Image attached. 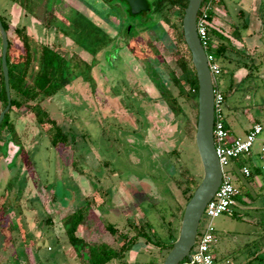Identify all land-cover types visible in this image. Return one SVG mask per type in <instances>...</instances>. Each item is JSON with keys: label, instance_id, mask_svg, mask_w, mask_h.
<instances>
[{"label": "rangeland", "instance_id": "rangeland-1", "mask_svg": "<svg viewBox=\"0 0 264 264\" xmlns=\"http://www.w3.org/2000/svg\"><path fill=\"white\" fill-rule=\"evenodd\" d=\"M46 1L36 2L30 12L13 5L12 0H0V14L10 24V37L14 38L16 26H25L38 41L68 57L75 53L92 63V68L86 72L85 66L75 65L78 76L71 83L40 99L74 136L65 146L56 149L51 145L49 133L32 111L15 108L11 113L17 141H9L5 154L0 155V203L6 213L0 217V225L4 223L0 241L10 231L14 242L9 250L14 254L13 261L4 264H81L63 225V218L80 207H91L78 231L87 240H104L120 248L125 241L122 233L136 237L124 256L107 264H162L171 241L178 237L185 205L204 174L195 139L196 104L180 95L170 75L181 76L175 51L186 47L178 42L176 29L160 18L152 27L141 23L133 27L136 18L114 11L104 0H49L47 5ZM248 1L252 0L215 4L212 23L232 36L242 20L239 9L246 12L243 19L252 21L255 10ZM74 21L77 25L73 28ZM85 28L93 33L86 44L96 47L95 54L75 42ZM232 40L231 48L237 51L229 48L233 61L225 60L224 65L259 62L260 56L252 54V48L245 51L240 40ZM15 43L20 45L18 40ZM103 44L107 45L101 47ZM261 57L264 60V55ZM248 73H252L250 69ZM262 73L259 78L250 75L240 84L235 81L233 94L248 99L249 105L244 107L264 123ZM87 75L92 80H87ZM229 75L225 69L219 76L221 90ZM166 89L182 105L183 113L170 109L162 95ZM247 119L241 115L233 121L235 135L243 133ZM8 134L5 129L1 138ZM22 146L34 162L31 168L20 157ZM257 147L258 142L253 152ZM246 160L247 156L241 155L227 166L235 169L239 187L237 175L249 179L239 170ZM242 195L236 198L238 204H242ZM254 201L263 206L264 197L258 195ZM237 205L233 206L236 215L225 213L213 220L217 234L213 252L219 257L224 253L222 258L230 264L250 260L264 264V250L257 252L258 258L252 257L263 247L256 240L258 218L252 210L246 217L239 216ZM108 223L119 232L110 233L105 227Z\"/></svg>", "mask_w": 264, "mask_h": 264}, {"label": "trees", "instance_id": "trees-1", "mask_svg": "<svg viewBox=\"0 0 264 264\" xmlns=\"http://www.w3.org/2000/svg\"><path fill=\"white\" fill-rule=\"evenodd\" d=\"M12 1L20 3L23 7L30 10V12H33L35 3L43 0ZM104 1L114 11H121L130 18H136V23H132L133 27L140 23L144 26L152 27L157 23V19L160 18L171 24L176 29L178 42L180 44L183 43L186 50L184 51L181 47L176 48V62L181 69V76H176L175 72H171V79L179 88L180 95L185 97L188 101H194L198 110V77L182 28V18L188 4V0H148V9L139 14L131 13L130 5L126 0ZM217 3H224V0H203L198 14V18H200L203 15L204 7L208 6L206 20L210 39L208 45H206V49L208 52L214 54L216 61L220 60L223 62L221 72L216 75L215 88H219V76L225 69H229L228 66H226L227 64L224 65V61H233V57L228 54L229 48L233 45L232 38L242 41V29L248 28V23L243 19V17L242 20L235 25L232 36L216 27L212 22L215 16L214 6ZM47 4H49V0L46 1V5ZM53 15L54 14H52V19H56V16ZM176 17L179 18V21L176 20ZM1 19L9 35L10 24L2 15ZM50 25L51 23L48 24V26ZM76 25V21H74L72 23V27L74 28ZM13 33V39L9 36L7 52L11 106L0 124V155L5 154V145L9 141H17L15 124L11 117V113L15 108L35 113L38 123L45 127V130L49 133L51 145L54 148L59 149L68 144L71 138L74 139V136H72L69 131L65 130L56 118H53L50 115L49 111L40 104V99L53 96L71 83L78 76L74 69L75 65H83L86 67V72H89L92 68V63L79 58L75 53L68 57L58 51L57 48L38 41L27 32L25 26H16L13 29ZM92 34L93 33L91 31L86 30L85 28L84 31L82 30L79 37L75 39V42H77L79 46L84 47L95 54L96 47L86 44V40L93 37ZM14 39L18 40L20 45H17ZM107 44H103L101 47ZM0 46H2L1 36ZM232 51L237 50L234 49ZM228 73L230 74L231 71ZM86 79L92 80V76L87 75ZM183 79L185 80V83L188 84L187 88ZM232 90V83L228 84L224 90H221L224 96V103ZM162 95L174 113L181 114L184 112L182 105L178 102L172 92L166 89L162 92ZM7 103L8 97L2 69V56L0 53V112L3 108H5ZM5 129L9 131V134L5 139H2L1 135ZM20 157L26 164H28V167L31 168L34 166V162L31 160L29 152L24 146L21 148ZM241 164L242 163H240L239 166H241ZM234 170L235 169H233V172ZM89 208L91 207H80L63 218V225L69 242L76 250L81 264H107L114 259L124 256L125 253L133 247L136 237H129L128 235L122 233L121 235L124 236L125 241L120 248H115L104 240L90 241L78 234ZM3 209H5V206L3 203H0V217H3L4 214H6L2 213ZM2 224L4 223L2 222ZM105 227L112 234H117L119 232L118 228L113 223H108ZM141 233L143 236H147L148 239H150L146 232L143 231ZM171 236L173 237V234H171ZM176 238L177 236L173 239V241H171L170 248H172ZM186 260L187 258L181 263Z\"/></svg>", "mask_w": 264, "mask_h": 264}, {"label": "water", "instance_id": "water-1", "mask_svg": "<svg viewBox=\"0 0 264 264\" xmlns=\"http://www.w3.org/2000/svg\"><path fill=\"white\" fill-rule=\"evenodd\" d=\"M132 14H139L149 7L148 0H126ZM203 0H188L182 18L184 38L192 55V62L198 77V116L196 145L202 162L204 174L198 186L185 205L180 231L172 248L162 264H180L190 258V251L196 241L200 221L208 201L213 197L222 181L223 171L216 152L214 139L215 122V82L197 26L198 14ZM0 36L2 42V69L7 91L8 103L0 112V124L11 106V91L7 52L9 35L0 15Z\"/></svg>", "mask_w": 264, "mask_h": 264}, {"label": "built area", "instance_id": "built-area-1", "mask_svg": "<svg viewBox=\"0 0 264 264\" xmlns=\"http://www.w3.org/2000/svg\"><path fill=\"white\" fill-rule=\"evenodd\" d=\"M207 7L203 9V15L198 18L197 26L201 41L206 48L209 43L207 28ZM207 50V49H206ZM208 61L213 77L221 72V67L213 53L207 51ZM224 96L219 88H215V122L214 139L216 152L222 165V181L213 197L208 201L197 233L196 241L190 251V258L181 264H230L228 260L219 259L213 252L217 244L216 227L214 219L225 213H232L236 205L237 196L240 193L235 183L233 167L230 164L241 155L250 154L257 142L260 143V152L264 157V124L255 122L243 135H234L224 119ZM245 176H251L252 170L248 165L241 166ZM203 222V223H202Z\"/></svg>", "mask_w": 264, "mask_h": 264}, {"label": "crops", "instance_id": "crops-1", "mask_svg": "<svg viewBox=\"0 0 264 264\" xmlns=\"http://www.w3.org/2000/svg\"><path fill=\"white\" fill-rule=\"evenodd\" d=\"M12 2H13V5L15 3L16 5H21L20 3H17L15 1H12ZM248 4L249 6H251L252 9L255 10V12H254L252 21L251 20L248 21L244 19L248 23V28L245 29L246 33L245 32L243 33V39L240 42L243 44L242 47H244L245 51H248V49L252 48L253 49L252 54L254 55L257 54L258 56H260V59H259V62L254 60L251 64H247V63L238 64L237 63V65L234 67H228L229 69H226V71L227 72L231 71V73L228 76L226 81L224 79L225 87L228 84L232 83L233 88H234L235 81L237 84H240L251 76L257 75V78H259L261 75L263 76V73L261 74V72H264V60L261 59L262 58L261 56L264 55V25H263L264 23V1L263 0L261 1L252 0V1H248ZM225 6L228 7L227 2L225 3ZM238 15L240 16V18L241 17L244 18L246 16V12L243 9H239ZM9 36H10V33H9ZM230 63L231 62H229V64ZM249 69L251 70L252 73H248ZM254 72H256V74ZM233 93H236V92H234L233 90L230 93L231 95L230 94L228 95V98L225 101L224 108H223L224 119L228 127L232 130L233 121L241 117V115H245V117H247L248 119L250 118V119L249 120L247 119L248 121H245V125H242L243 133H240L239 135L245 134L248 131V129L252 126V124L255 122H261L262 124H264L263 121L259 119V116L257 117L253 115V113H251V111L247 107L246 108L244 107V104L249 105L248 99L240 98L239 96H237V94H233ZM255 101L258 102L257 100ZM233 134L235 135L234 132ZM246 156H247V160L243 162L241 166L243 165L250 166L252 173H251V176H245L241 171V166L239 167L240 168L239 170L242 176L244 177V179L246 178L247 179L249 178V179L241 180L240 176L238 175L236 176V180L240 182L241 184L240 187L237 185L240 190V193L238 195H240L243 192V195L239 199L242 202V204H238V200H237L236 205L238 204L237 206H239V208L241 209V212H239V216L246 217V215H250V212L252 210L254 217H256V219L258 218V220H256L255 222V224L257 225V229H258L256 231V235H257L256 240H258V243H260V245H263V247H261L260 249H257L255 251L256 252L255 255L252 256L254 258H258L257 252L264 250V211H261V209L264 208V203H263V206H260L259 203L258 202L255 203L256 201L254 200H256V197L258 195H260V197H264V157H262L261 155L260 147H257L256 152H253L252 150V152L250 154H247ZM231 215H236V211L234 210ZM3 226L4 224L0 225V233L4 232ZM10 233L11 232L8 231V234H6L7 237L4 238L2 242L0 241L1 247L3 248L0 250V254L1 253L4 254L2 255L3 257L2 256L0 257L1 259L0 264L13 261L14 250H9V247L13 246L14 240H13L12 233L11 234ZM216 246L217 244L215 245V247ZM223 256H224V253L221 254L220 257L219 256H216V257L219 259H224L222 258ZM225 260L229 261V259H225ZM239 264H253V262L250 263V261L249 262L242 261Z\"/></svg>", "mask_w": 264, "mask_h": 264}]
</instances>
